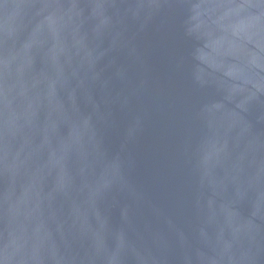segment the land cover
<instances>
[{"label":"water","instance_id":"1","mask_svg":"<svg viewBox=\"0 0 264 264\" xmlns=\"http://www.w3.org/2000/svg\"><path fill=\"white\" fill-rule=\"evenodd\" d=\"M0 264H264V0H0Z\"/></svg>","mask_w":264,"mask_h":264}]
</instances>
